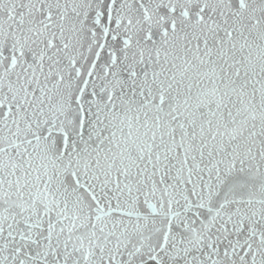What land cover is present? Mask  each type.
I'll list each match as a JSON object with an SVG mask.
<instances>
[{
    "label": "snow or ice",
    "instance_id": "1",
    "mask_svg": "<svg viewBox=\"0 0 264 264\" xmlns=\"http://www.w3.org/2000/svg\"><path fill=\"white\" fill-rule=\"evenodd\" d=\"M0 264H264V0H0Z\"/></svg>",
    "mask_w": 264,
    "mask_h": 264
}]
</instances>
